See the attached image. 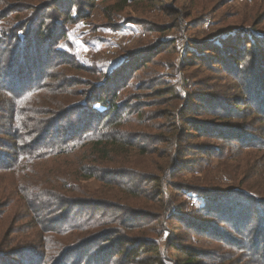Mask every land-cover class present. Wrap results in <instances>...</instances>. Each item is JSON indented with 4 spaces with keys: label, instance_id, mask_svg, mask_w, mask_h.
<instances>
[{
    "label": "rangeland",
    "instance_id": "rangeland-1",
    "mask_svg": "<svg viewBox=\"0 0 264 264\" xmlns=\"http://www.w3.org/2000/svg\"><path fill=\"white\" fill-rule=\"evenodd\" d=\"M78 1L59 43L71 64L54 67L55 76L35 91L28 124L53 118V103L68 90L54 88L61 82L75 83L68 99L80 100L117 73L124 80L115 101L127 120L115 134L128 146L85 164L78 176L71 153L32 172L1 170L0 264H104L103 257L106 264H180L189 255L198 264H264V204L257 203L264 198V88L254 95L246 88L250 75L264 79V0ZM27 13L2 14L0 28ZM252 30L258 40L250 39ZM8 45L0 43L3 66L11 60ZM233 66L236 72L228 70ZM7 89L12 93L0 91V159L13 165L36 154L31 146L45 131L31 140L19 133L10 113L18 100ZM18 149L24 153L15 155ZM91 168L94 178L83 179ZM34 182L49 185L54 198ZM69 198L79 200L60 212ZM245 213L247 224L230 218ZM64 217L76 225L60 230ZM144 238L149 246H138Z\"/></svg>",
    "mask_w": 264,
    "mask_h": 264
},
{
    "label": "trees",
    "instance_id": "trees-1",
    "mask_svg": "<svg viewBox=\"0 0 264 264\" xmlns=\"http://www.w3.org/2000/svg\"><path fill=\"white\" fill-rule=\"evenodd\" d=\"M78 3V0H52L48 5H45L46 7H37L36 5H28L26 0H0V16L6 13H17L23 9L29 11V13L23 18L20 17V15H17L14 17L13 21L9 19V21H6L5 23L2 22L1 28L8 27L11 23L9 31L8 29L2 30L0 28V43L7 42L9 44V50H11V53L8 51L4 57L9 53L11 54V60L9 66L6 64L3 66V60L0 59V76H2L0 78V91H2L4 87L13 89V91H11L12 93H10V89H7L9 92L6 91V93L11 94L10 97L12 96L18 100V102L15 103L17 107L10 109V113L12 112L13 121L18 127L19 133L22 134L25 139L31 140V137L40 129L45 131L44 133L39 134V138L34 140L33 145L31 146L34 151H37L30 152L29 154H36L26 156V154H28L26 153L25 155H20V152H24L22 151L23 149L21 151L18 149L15 151L17 153L15 155L20 156L15 160L13 165L3 164L2 159H0V171L11 169L12 166V168L14 167L13 169L17 168V170L20 171L32 172L37 166L41 165V162L46 163V160L56 159V156L71 153L75 158L74 162L77 168L79 167L77 172L78 176L79 171L84 169L83 166L85 164H94V160L96 163L98 162L100 164V161H102L105 158V155H108L109 152L118 154L124 146H128L127 142L124 143L123 139L115 134L119 130V126L123 120L126 119L124 118L125 115L123 112L125 106L118 104V102L115 101L116 93L119 92L117 85L124 80L122 75L117 73H113L112 75H110L111 73L108 74L107 76H109V79L107 78L105 81L102 80L95 84L92 89L84 92L85 95H82V99L80 100L68 99L71 96V93H73L72 87L74 89L76 88V86H74L75 83H71V81L61 82L59 87L54 88L60 90L65 88L68 90L61 101L53 103V109H51L50 112L52 113L51 115H53V118L50 120L42 119L39 121V127H37V124H28V114H35L36 111L32 104L33 102H30L35 91H40L42 87L46 86L45 84L47 83V80L55 76L53 73L55 68L57 70L60 68L59 66L62 67L66 64H71L69 60H72V56L70 55L69 48L67 50L61 49L62 47H60L59 43L67 38L66 24L72 23L74 20V17L71 16V11L73 7L78 5ZM49 5L52 7L50 8ZM43 8L45 9L43 10ZM52 10H56L54 12L58 14L57 18H51L50 13L53 12ZM48 15H50V21L47 20ZM249 32L252 33H249L251 35L250 39H259L255 31L252 30ZM13 46L15 47L13 48ZM68 47H70V44ZM216 60L221 63L223 58ZM237 60L240 64L241 59ZM228 61L229 60L226 59L224 62L226 63ZM77 66L78 65L75 67L78 68ZM249 68L250 67L246 65L239 70L245 73L248 72ZM236 69L237 66H233V68L228 70L230 72H236ZM256 86H258L263 93L262 88H264V79H262L259 74L256 75L254 73L253 77L250 75V77L247 78L246 88H248L251 94L254 95V88H257ZM49 87L53 88L52 86ZM104 90H111V96H108L110 94L109 92H107L108 95L103 93ZM49 94H58V90H53ZM244 95H246V93H244ZM260 98L261 97L258 96V101H260ZM240 100H242V96ZM12 104L14 105L13 101L10 102V105ZM125 110V114H129V111H127V109ZM262 111L263 113L260 115L263 116L261 118L264 120V104L259 108V112L261 113ZM29 119L32 120V117H29ZM66 119H68L67 123H65ZM98 122H100V124H98ZM52 129H54V131L51 135L49 133L46 134V131L49 132ZM112 129H115V131L113 132ZM25 130H27L28 133H24ZM215 130L222 132V129ZM221 136L222 135H218V137L224 138ZM228 139L234 140L235 137H228ZM237 140H241V138L237 137ZM134 147H136L135 149L144 150V145L138 144L134 145ZM245 148H250V146H246ZM46 149H48V151L44 152ZM214 153L219 154L220 156L223 155L220 147H217L214 150ZM74 172L72 174H74ZM93 172L92 168L91 170L86 171L83 175V179L94 178ZM34 184L41 186L36 182H34ZM41 189H44L43 191L50 193V195L52 194V197L54 198L55 192L50 190L49 185H42ZM244 193L247 197L248 193ZM255 196L256 195L254 194L252 195L253 198H257ZM262 199L264 200V198ZM262 199H258L257 203L260 202V204L263 205L264 201ZM70 200H74L77 203L79 199L69 198L68 201H65V203L63 202L64 206L59 207L60 212L67 208L66 204H70L69 207L73 206V204L70 203ZM206 200L208 201V197ZM81 201L84 202V200ZM251 201H253V199ZM86 204H89V201ZM91 204L93 203H90L88 206L92 207ZM230 216L231 220L239 225H242V223L247 224L251 219L250 214L247 215L246 213L242 217H239V219H232L234 214ZM69 220V217H64L63 220H61L62 222H66V224L60 226V228H62L60 230L74 227L76 225L75 221H72V223L69 222ZM84 226L86 225L84 224ZM89 242H95L94 238L86 241V243ZM137 242L138 246L146 247L149 246L151 240L144 238L142 240H137ZM81 245L82 244L79 243L76 246V250L81 248ZM109 251L110 250H108V252ZM65 254H67V252L63 255ZM79 258H81V256ZM106 259L107 258L103 257L99 262L106 264ZM129 261L130 260L126 262ZM180 264H198V262L194 261V257L189 255L188 257H185Z\"/></svg>",
    "mask_w": 264,
    "mask_h": 264
}]
</instances>
